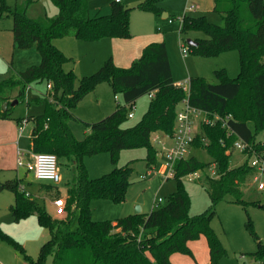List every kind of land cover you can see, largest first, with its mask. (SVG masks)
<instances>
[{
    "label": "trees",
    "instance_id": "obj_1",
    "mask_svg": "<svg viewBox=\"0 0 264 264\" xmlns=\"http://www.w3.org/2000/svg\"><path fill=\"white\" fill-rule=\"evenodd\" d=\"M53 1L58 7L55 16L30 17L31 0L20 1L13 9L0 7V16L5 13L13 16L15 46L36 47L41 56L38 64L0 80V117L11 115L10 107L3 110L1 106L6 101L10 103L13 89H19L16 99L20 100L25 98L28 85L50 83L52 89L47 88L44 112L26 118L33 120L31 148L35 153L55 154L58 163L62 156L71 159L77 173L67 188L64 216L51 214L31 193L21 190L20 178L0 180V191L15 194L10 210L16 221L36 214L39 223L50 233L37 259L31 258L1 227L0 240L11 242L33 264H48L50 257L49 264H173L171 255L175 252L192 255L189 242L203 234L212 264H219L227 250L212 225L217 203L226 195L247 210L249 205L260 202L245 199L244 188L253 172L248 158L237 166L230 164V158L235 141L240 138L249 141L257 152L264 151V141H258V135L264 133V0H214V9L221 14L222 24L210 21L205 14L185 15L182 19V39L192 53L216 56L237 50L240 58V71L234 78L225 68L216 70L217 83L202 76L190 77L192 106L211 114L232 116L225 126L220 121L203 125L192 143L194 147L204 148L212 162L220 166L218 177L206 174L202 179L211 198L210 206L200 213L189 212L190 197L182 177L208 164L192 155L176 163L174 177L179 186L159 207L149 213L107 220L92 219L91 200L94 197L125 200L132 168L116 165L121 150L146 147L147 166L152 167L157 158L153 136L158 131L167 135L174 133L177 111L186 91L175 82L165 41L148 44L129 67L118 66L110 56L97 71L78 79L73 67L66 68L71 58L57 47L54 39L67 35L85 40L130 37V10L121 2L112 1L109 13L91 16L89 0ZM142 4L159 13L162 11L157 0ZM192 31H203L206 37H196L197 44L190 45L185 35ZM102 81L111 84L116 96L122 95L124 104L117 99L112 113L97 121H86L85 137L78 139L70 126L72 120L80 119L73 109ZM151 91L155 95L141 119L124 126L130 113L127 105L132 106ZM101 152H109L115 166L110 172L91 178L83 158ZM75 215L78 219L74 229ZM246 226L257 241V249L245 254L254 260H264V243L250 217Z\"/></svg>",
    "mask_w": 264,
    "mask_h": 264
},
{
    "label": "rangeland",
    "instance_id": "obj_2",
    "mask_svg": "<svg viewBox=\"0 0 264 264\" xmlns=\"http://www.w3.org/2000/svg\"><path fill=\"white\" fill-rule=\"evenodd\" d=\"M20 1L23 0H0V7L6 6L13 9ZM111 1L89 0L90 13L94 15L99 10L102 13L109 12ZM145 1L128 0L125 4V7L130 10V37L154 31L159 37L164 38L168 46L170 62L176 82L181 83L188 77L202 76L212 83H217L219 77L216 75V70L221 68H225L230 77L234 78L238 75L240 71V58L237 50L225 51L216 56H202L194 54L190 50L187 56H183L182 54L181 43L183 39L180 30L184 11L188 5L193 4L199 9V11L188 12V14L204 12L210 21L219 24L223 23L221 14L214 9L213 5L211 9L200 10L208 7L209 0H157V4L161 8L163 7L166 12L175 14L176 20L173 23H170L169 18H164L158 11L143 6L142 3ZM181 8L183 9L182 13H179ZM57 13L58 7L53 0H31L28 8L30 17L55 16ZM11 25H13V16L11 14L5 13L0 16V33L13 37ZM195 36L206 37V34L203 31H192L185 35V40ZM54 43L71 58V62L67 63L66 67L69 69L70 66H73L78 79L97 71L114 51V43L110 39L106 41H98V39L85 40L73 35H67L56 37ZM33 52H37L36 47L20 49L14 56V64L20 67L19 69H24L30 63L29 61H33ZM113 60L115 62L114 58ZM12 93L17 96L19 89H13L11 95ZM46 93L47 85L45 82L30 84L25 98L18 100L15 104L11 102V113L16 118L23 120L28 116L44 112ZM117 97L108 81H102L95 91L88 93L73 109L74 113L80 118L70 122L75 136L78 139H83L86 132V121H97L109 115L115 110L118 100L121 104H124L120 93H117ZM150 100L151 97L149 94H146L138 98L132 106L127 105L128 111L133 112L134 116L128 117L124 126H130L139 121L147 110ZM32 127L33 120L29 119L25 125V135L30 134ZM258 138H264V133H260ZM170 141L171 138L165 133L158 131L154 134L153 143L157 148V158L152 167L147 166L146 156L148 150L146 147H129L121 150L116 165H129L132 168L131 183L128 186L125 200L118 202L109 198L94 197L91 200L92 219L107 220L124 217L135 213L138 204L141 205L143 213H149L153 209L155 198L160 196L166 201L168 196L177 190L179 186V181L176 177L163 178V174L166 172L164 168L165 158L160 154V150L164 143H169ZM28 150L24 149L26 153H28ZM192 155L208 163L203 169L182 177L183 185L190 197L189 212L190 214H196L204 211L211 204V198L203 185L202 179L206 174L218 177L220 166L218 163L212 162L211 156L204 148L192 145L188 156ZM245 159L246 156L243 153L235 150L230 158V164L237 166L243 163ZM83 162L91 178L108 173L115 166L112 163L109 152L87 155L83 158ZM23 163V165H19L18 160H16L13 173L6 174L13 175L10 177L18 176L26 191L42 203L51 214L55 215V208L50 203V199L52 197L54 199L63 197L64 194L62 193L65 188L73 183L77 173L74 162L65 156L59 158L58 168L61 174V181L59 183L35 178L32 171H29L27 167L28 156L24 155ZM148 171H150V174L147 178H142L141 175L146 174ZM6 174L2 173L0 179L5 180ZM42 183L50 185V187L43 186L41 185ZM4 192L0 193V198H2L0 199V227L22 245L25 252L31 258L37 259L41 245L50 237L49 230L42 226L38 219L34 217H26L16 221L9 209L13 193L9 191ZM244 192L246 200H258L260 201L259 204H251L247 210L241 204L233 203L231 196L226 195L216 205L217 214L212 221V225L227 250L226 254L220 259L219 264H263L251 262L250 257L243 252L257 249V241L246 226L249 217L253 220L255 229L264 243V192L260 191L251 182L245 186ZM4 196H10V198ZM77 219L78 217L75 215L72 223V228L74 229L77 226ZM46 235L47 237L45 238ZM201 236L204 235L202 234L197 239L191 240L190 244L193 245L200 242L197 240H200ZM0 246L7 248L8 264H33L31 258H27L24 253L16 249L15 245L8 240H0ZM187 255L191 256V258L193 256V254ZM51 260L52 257L49 258L48 262L51 263ZM179 263L183 264V260H180Z\"/></svg>",
    "mask_w": 264,
    "mask_h": 264
},
{
    "label": "crops",
    "instance_id": "obj_3",
    "mask_svg": "<svg viewBox=\"0 0 264 264\" xmlns=\"http://www.w3.org/2000/svg\"><path fill=\"white\" fill-rule=\"evenodd\" d=\"M112 1H117V0H112ZM112 1H111V3H112ZM119 2H121L125 5L128 2V0H120ZM111 3H110V11H111ZM212 5L215 6L214 0L213 1L209 0L208 7H204V9H200V10L211 9ZM190 6H193V8H189ZM182 10L183 9L181 8L179 13L180 12L182 13ZM194 11H199L198 7H196L193 4L188 5L184 11L185 13H184L183 17L185 15L205 14L204 12H200L197 14H188V12H194ZM109 12H107V13H109ZM89 13H90V7H89ZM107 13H102L99 10L94 15H92L91 13H90V15L95 16L98 14H107ZM161 15H163L164 18H169L170 23H173L176 20L175 14H171L169 12H166L163 7H162ZM12 27H13V25H11V31H12ZM196 37H200V36L191 37L189 39L197 41ZM108 39H110L112 41V43H114V51H113L112 55H110V56L115 59V62L120 67L128 66L136 58H139L141 56L144 48L148 44H150L152 42L165 41L164 38L162 39L161 37H159V35H157L154 31H149L147 33H143L140 35H134L130 38L104 37V38H101L100 40L98 39V41H101V40L106 41ZM165 43H166V41H165ZM174 44H175V42H174ZM58 46H60V45H58ZM166 46H167V43H166ZM167 49H168V46H167ZM18 51H20V49L17 48L14 44V36L10 37L8 34L5 36L3 33H0V79H3L4 77L11 76V75L15 76L19 70H23V69H19L20 67H17L14 64V56ZM33 53H34V56L32 59L33 61H29L30 63H28L26 66H29L32 64H38L40 62L41 56H40V53L38 52V50H37V52H33ZM168 55H169V52H168ZM169 60H170V55H169ZM71 67H73V66H70V68ZM171 67H172V65H171ZM73 69H74V67H73ZM173 76H174V73H173ZM176 84H178V82H176ZM9 100H10V103L14 102L16 100V94L12 93V95H11V93H10V99ZM10 103H9L8 107L11 106ZM1 108H2V106H1ZM2 109L5 110L4 108H2ZM17 119H19V118H16L12 113L9 117H0V176L2 175V173L3 174L4 173L5 174L6 173H13L12 171L16 166V160H18L20 151H22L24 153V155L28 156V162H32L33 158H34L35 152H33L32 148H31V135H32L33 127L31 128L30 134L25 135V129L26 128L24 127L23 131L20 132L19 127H20L21 122H19ZM169 143H171V141ZM24 149H29L28 153H26V151H24ZM10 176H13V175H7L6 174L5 178L6 179L15 178V177L18 178V176H15V177H10ZM0 180H2V179H0ZM41 185L46 186L48 188L50 187V185H47L44 183H42ZM68 187L69 186H67L65 188L64 192L62 193V194H64L63 197H65V198L67 196V188ZM9 192H11V191H9ZM0 193H5V192L0 191ZM4 197L10 198V196H4ZM0 199H2V198H0ZM10 200H11V203L9 204V209H10V205L13 204L15 201V194L14 193H13V196H11ZM53 201H54V197H52L50 199V203L52 205H53ZM28 217H34V218L38 219L36 214H32ZM46 237H47V235L45 236V238ZM201 237L202 238H200V240H197L200 242L196 241L197 243H195L193 245H191L189 242V247L191 248L192 253H193L192 258H191V256L184 254V253L183 254L174 253L171 255L172 263L173 264H180L179 263L180 260H183V264H212L208 241H207L205 236H201ZM255 250H253V251H255ZM250 252H252V251H250ZM7 253H8L7 248L5 246H0V264H8V259H7L8 254ZM243 253H248V252H243ZM175 255H182V256H175ZM252 260H254V259H252L250 257V261H252ZM176 261H177V263H176Z\"/></svg>",
    "mask_w": 264,
    "mask_h": 264
},
{
    "label": "built area",
    "instance_id": "obj_4",
    "mask_svg": "<svg viewBox=\"0 0 264 264\" xmlns=\"http://www.w3.org/2000/svg\"><path fill=\"white\" fill-rule=\"evenodd\" d=\"M120 0H117L119 2ZM189 8H193L190 6ZM181 51L183 56H187L189 52L188 44L183 40L181 43ZM183 86L186 91V96L181 101L180 107L177 111L176 117V128L172 135H168L171 138V143H164L160 150V154L165 158L166 169L163 178L167 179L175 176V165L176 163L184 158L189 157L188 152L195 140L196 135L199 133L203 125H214L217 122H222L223 126L227 125V121L231 118V115L223 117L219 114H211L210 112L194 107L189 101V88H190V77L185 81L178 83ZM30 88L28 85L27 91ZM49 90L52 89L50 83L47 84ZM150 97L155 95V91L148 93ZM117 97V96H116ZM133 112L129 113V117H133ZM27 119H23L20 124V132L23 131ZM264 141V138H258V141ZM235 150H239L248 158L253 172L250 177V182L255 184L257 188L264 192V151L257 152L251 146L249 141L242 138L235 141ZM24 153L20 151L18 157V164L23 165ZM58 158L53 153H35L32 162H28L27 167L29 171H32L35 178L39 180H49L54 183L61 181V174L58 168ZM150 174L148 171L146 174H142V178H147ZM21 190L26 191L25 187H21ZM164 202L163 197H157L154 200L153 208L159 207ZM53 206L55 208L56 216H64L66 214V198L59 197L54 199ZM254 263H263L264 260H252ZM252 264V263H251Z\"/></svg>",
    "mask_w": 264,
    "mask_h": 264
},
{
    "label": "water",
    "instance_id": "obj_5",
    "mask_svg": "<svg viewBox=\"0 0 264 264\" xmlns=\"http://www.w3.org/2000/svg\"><path fill=\"white\" fill-rule=\"evenodd\" d=\"M187 42L190 44V45H195V44H197V41H195V40H191V39H187ZM18 102V99H16L14 102H12V104H15V103H17ZM11 104V103H10ZM8 105H9V103L6 101V102H4L3 103V108L4 109H7V107H8ZM135 213H142V208H141V205L140 204H138L137 205V208H136V212Z\"/></svg>",
    "mask_w": 264,
    "mask_h": 264
}]
</instances>
